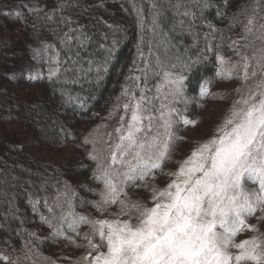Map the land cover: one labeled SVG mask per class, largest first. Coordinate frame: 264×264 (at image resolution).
Wrapping results in <instances>:
<instances>
[{"label": "trees", "instance_id": "obj_1", "mask_svg": "<svg viewBox=\"0 0 264 264\" xmlns=\"http://www.w3.org/2000/svg\"><path fill=\"white\" fill-rule=\"evenodd\" d=\"M253 13L256 25L247 33L244 25ZM260 24L264 0L0 2V29L6 31L0 32V243L9 247L6 251L0 246V264H22L13 255L34 245L58 261L71 257V232L54 238L47 219L35 217L36 206H44L52 196L60 200L55 190L66 183L83 195L76 206L85 205L93 187L79 156L47 163L31 147L61 146L80 138L82 119L97 123L96 131L112 132L123 115L116 105L124 100L117 98L133 83L139 85L137 94L145 88L147 96L163 98L169 91L165 70L185 77L187 111L183 100L172 106L191 120L197 118V98L216 70L214 60L202 52L205 35L211 34L230 56L260 46ZM233 34L235 46L228 43ZM39 58L48 65L38 67V76L31 65ZM154 103L159 108L160 101ZM92 171L100 181L95 167ZM80 177L85 180L79 182ZM85 209L75 214L98 217L95 208Z\"/></svg>", "mask_w": 264, "mask_h": 264}, {"label": "snow or ice", "instance_id": "obj_2", "mask_svg": "<svg viewBox=\"0 0 264 264\" xmlns=\"http://www.w3.org/2000/svg\"><path fill=\"white\" fill-rule=\"evenodd\" d=\"M255 25L253 13L245 32L252 33ZM259 30L261 46L251 55L237 53L240 60L231 67L217 56L218 75H235L247 90L236 89L240 98L213 134L195 142L182 159H172L183 139L176 126L198 123L172 106L183 100L187 111L183 75L163 72L169 86L163 98L147 96L145 88L137 94L135 83L117 98L124 100L116 105L123 115L106 139L91 141L89 154L102 183L93 202L101 216H73L68 224L76 237L81 224L89 228L85 243L76 244L86 249L79 264H264V233L258 227L264 222V24ZM208 94L202 88L201 95ZM168 163L175 168L161 187L156 174ZM133 188L148 195L134 199ZM114 206L117 210L110 211ZM250 217L257 224L248 223ZM243 232L256 234L237 240Z\"/></svg>", "mask_w": 264, "mask_h": 264}, {"label": "rangeland", "instance_id": "obj_3", "mask_svg": "<svg viewBox=\"0 0 264 264\" xmlns=\"http://www.w3.org/2000/svg\"><path fill=\"white\" fill-rule=\"evenodd\" d=\"M2 1L7 0H0V2ZM1 31L6 32L4 29H0V32ZM234 41L236 42L235 34L229 37L228 43H230L232 46H235V44L233 43ZM258 44L261 46L260 42ZM260 46L256 47L255 49H258ZM253 49L248 51L235 50L234 54L229 56L222 53V51L215 45L214 39L211 34L208 33L205 35L204 43L202 45V52L207 57L212 58L214 60V62L216 63V70L212 78L208 80V83L205 85L206 87L204 88V90H206L209 94L206 96H202L200 94V96L197 98V100L199 99L197 103V106L199 107V112L197 118L192 120L198 121V123L195 126L189 125L187 128H183L182 123L179 125L180 127H178L179 123L176 126V135L182 137L183 139L176 146L175 152L172 157L173 161L183 158L189 152L195 142L204 140L213 134L216 125L220 123L228 109L231 107L232 102L240 98L241 93L236 92L237 88H241V92L247 90V87L243 86V82L238 79L235 75H233L231 79H226L221 75H218V71L221 65L217 59V56H224L225 60L228 62L225 67H231V64L236 63L240 60V57L237 55V53L251 55ZM34 62L35 63L31 65V69H33L32 74H38L39 76L40 68L38 69V67L42 65L46 66L48 65V62L43 58L39 63L36 61ZM44 66L41 68H44ZM35 70L37 71L34 73ZM29 86L35 85L30 84ZM178 109L181 110L180 108ZM181 114L184 115L182 111ZM46 126L47 128H50L49 125ZM80 126L84 131L82 132L81 137L76 140L70 141L61 146H53L46 143H42L30 148L31 152L35 151L38 157L43 158V160L47 163H53L61 161L64 158H73L79 156V160H82L79 162L81 163L80 167H87L89 173H87V179L89 182H92L93 187H91L87 192L85 198V205H83V203L81 204V202H78L76 206V200L80 197L82 198L83 195H77L76 189L73 186L70 187V185L66 183L60 186V189H56L57 191L55 190V193L56 195H59L60 200H56L55 197L52 196L50 200L45 201L46 204H44V206H36L37 210L35 212V217H37L38 215L40 218L47 219L49 225L53 229L54 233H52V235L54 238L65 237L64 232H71L73 237H75V243L71 242L70 240L68 242L66 241L67 245H70L67 246V248L69 253L71 254V257H67L64 258L62 261H58L56 257L44 256L41 251H38L40 250L39 246L34 245L30 247L32 248V251L30 250V248H19V250H17L16 253L13 255L14 257H19L22 261V264H79L80 258L84 255V253L81 252L82 248L76 246V244L85 243V241L83 240V235L76 237V234L72 231V229L68 227V224L72 220L73 216L77 218L79 217L77 216V214H75V211L77 213L80 212V210L86 211L85 208H87V210L92 211V208L94 209L92 203L99 199L98 193L102 189V183L99 180L96 181L94 176L95 174L92 171L94 167H97V162L91 159L89 155L93 152V145L91 141L98 140L101 137L106 139L105 133H108L110 130L105 129L96 131V128L94 129V127H97V123L89 119H82L80 121ZM91 128L92 131L90 130ZM86 140L88 141L87 143ZM74 152L76 153V155L74 154ZM173 165H175V163L166 164L164 166L163 173L157 171L156 183L159 186L162 187L163 184L166 182V173L171 170ZM90 173H92V176ZM77 180L79 182H83L85 178L80 177ZM138 193L140 194V196L142 195L141 197H146L148 195V192H146L144 188L139 189L138 192L134 188L130 190V194L133 198H136ZM115 210V206L110 209V211ZM69 212H71L72 215H69ZM99 216H101L100 213H98V217ZM88 217L96 218L92 214V212ZM248 223L257 224V220L254 217H250L248 218ZM258 227L260 233H264V222H260ZM88 229L89 228L87 225L81 224L79 227V232H88ZM57 232H60V234L57 235ZM255 234L256 233L252 232H243L237 237V240H242ZM0 246H2V249L8 251L9 247L7 244L0 243ZM27 252L28 259H26L25 257L27 256ZM5 254H7V252Z\"/></svg>", "mask_w": 264, "mask_h": 264}]
</instances>
